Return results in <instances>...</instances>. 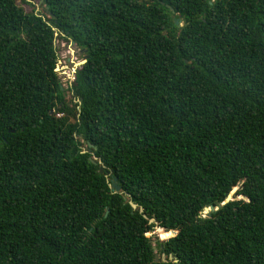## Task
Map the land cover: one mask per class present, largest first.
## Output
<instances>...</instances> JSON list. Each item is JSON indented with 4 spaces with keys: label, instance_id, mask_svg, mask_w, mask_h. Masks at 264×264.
I'll return each instance as SVG.
<instances>
[{
    "label": "trees",
    "instance_id": "trees-1",
    "mask_svg": "<svg viewBox=\"0 0 264 264\" xmlns=\"http://www.w3.org/2000/svg\"><path fill=\"white\" fill-rule=\"evenodd\" d=\"M42 1L0 0V264H264V0Z\"/></svg>",
    "mask_w": 264,
    "mask_h": 264
},
{
    "label": "rangeland",
    "instance_id": "rangeland-1",
    "mask_svg": "<svg viewBox=\"0 0 264 264\" xmlns=\"http://www.w3.org/2000/svg\"><path fill=\"white\" fill-rule=\"evenodd\" d=\"M25 11L35 10L37 13L47 15V12L44 8L42 0H15ZM55 46L58 49L59 60H58V74L60 76V80L64 89L67 88V84L70 80L71 74L73 70H75L83 59L84 52L82 49L77 47L73 42L62 40L59 37L55 39ZM67 98H70V94L67 92ZM208 209H204L203 213H205ZM154 231H157L154 229ZM147 236L151 238V243L156 246V238L153 232H147ZM154 251L159 256L157 246Z\"/></svg>",
    "mask_w": 264,
    "mask_h": 264
},
{
    "label": "water",
    "instance_id": "water-1",
    "mask_svg": "<svg viewBox=\"0 0 264 264\" xmlns=\"http://www.w3.org/2000/svg\"><path fill=\"white\" fill-rule=\"evenodd\" d=\"M175 22L178 24V19L176 18L175 19ZM85 61V58H83L80 62H78V64H81V63H83ZM55 70H59V68H58V65L55 67ZM100 171H102V167H100V169H99ZM111 186L115 189V191H118L119 189H120V186L118 185V184H116V182H115V178L113 179V182L111 183ZM236 188H234V189H232L228 194H227V196L225 197V199H224V202H226V201H228L229 199H232L233 198V192H234V190H235ZM131 206L133 207V208H135L136 207V204L135 203H133V202H131ZM213 207H209V208H207L206 207V209H212ZM142 209L140 208V211H141ZM154 219L153 218H149V221L150 222H152ZM155 245H153L152 244V248L153 249H155ZM161 257H162V259H164V253H162L161 254ZM169 258H171V255H169L168 256ZM155 260H158V256H157V253L155 252Z\"/></svg>",
    "mask_w": 264,
    "mask_h": 264
},
{
    "label": "bare ground",
    "instance_id": "bare-ground-1",
    "mask_svg": "<svg viewBox=\"0 0 264 264\" xmlns=\"http://www.w3.org/2000/svg\"><path fill=\"white\" fill-rule=\"evenodd\" d=\"M74 71V70H73Z\"/></svg>",
    "mask_w": 264,
    "mask_h": 264
}]
</instances>
